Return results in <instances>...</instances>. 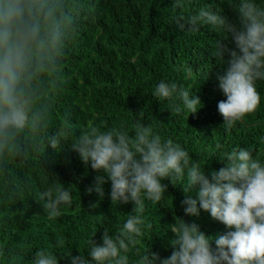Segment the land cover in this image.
Wrapping results in <instances>:
<instances>
[{
  "label": "clouds",
  "instance_id": "9594fccd",
  "mask_svg": "<svg viewBox=\"0 0 264 264\" xmlns=\"http://www.w3.org/2000/svg\"><path fill=\"white\" fill-rule=\"evenodd\" d=\"M189 2L172 3L174 10L180 9L174 16L180 30L196 34L209 27L226 34L215 41L214 55L226 62L223 74L217 76L226 99L218 102L217 109L222 127L231 131L260 106L257 82L264 81V4L238 0V19L233 23L211 4L185 14ZM86 15L85 0H0V182L19 190L14 166L22 167L34 157L52 175L46 167L47 149L59 151L71 141L84 165L97 173L88 193L103 200L104 185L110 181L112 204L134 205L114 235L105 228L102 243L93 237L87 240L86 254L64 252L71 264H264V162L254 158L252 149L237 145L221 152L224 166L208 174L179 143L162 139L145 124L142 114L132 125V134L124 127L96 124L77 133L68 112L55 125L52 101L63 89L65 51ZM153 96L169 101V110L177 115L196 114L202 107L199 96L176 82L161 80ZM165 179L173 185L186 179L185 216L198 217L203 210L228 231L206 236L199 224L174 215L171 255L161 258L149 247L142 248L146 230L153 227L145 217L146 202L162 201L168 188ZM37 196L49 219L61 216L62 205L72 204L71 191L59 180ZM98 206L99 201L89 208ZM55 246L64 249L65 239L58 238ZM61 258L44 248L36 251L33 264H59Z\"/></svg>",
  "mask_w": 264,
  "mask_h": 264
},
{
  "label": "trees",
  "instance_id": "16d2710c",
  "mask_svg": "<svg viewBox=\"0 0 264 264\" xmlns=\"http://www.w3.org/2000/svg\"><path fill=\"white\" fill-rule=\"evenodd\" d=\"M86 18L65 51L64 85L52 101L54 123L58 125L66 112L71 114L75 132L87 130L89 124L124 127L132 134L136 120L150 124L162 139H171L184 147L194 162L205 166L210 174L224 165L220 153L239 145L250 148L254 158L264 162V81L257 82L261 95L258 109L231 129L225 131L217 104L226 99L218 87L225 60L214 55L217 39L226 35L209 27L196 34L180 30L174 16L173 0H85ZM238 0H190L183 9L193 14L211 4L233 23L237 21ZM264 4V0H257ZM234 47V44H229ZM164 80L176 82L200 97L202 107L196 114L171 112L170 102L153 96L154 87ZM217 145L220 147L218 148ZM46 167L39 158L14 172L19 190L0 182V264H33L36 251L48 248L62 256L59 264H71L63 256L86 254L89 238L102 243L105 228L110 235L132 214L134 205L112 204L111 183L104 185V198L87 189L97 173L85 166L71 141L59 151L46 152ZM72 193L71 206H61V216L49 219L37 194L57 182ZM167 192L159 204L146 202L145 217L153 227L146 230L141 247L167 258L174 250L170 232L174 215L200 225L206 236L216 237L228 229L201 210L198 217L185 216L182 201L188 193L186 179L173 185L168 179ZM183 184V185H182ZM191 195L195 197V190ZM99 201V206L89 205ZM65 239V248L57 249L58 238ZM215 247L214 240L212 241ZM90 259V257H89Z\"/></svg>",
  "mask_w": 264,
  "mask_h": 264
}]
</instances>
